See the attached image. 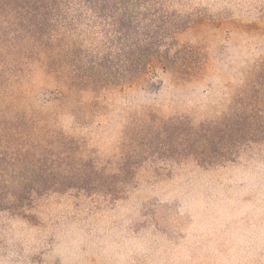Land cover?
<instances>
[{"label":"rangeland","instance_id":"374dc122","mask_svg":"<svg viewBox=\"0 0 264 264\" xmlns=\"http://www.w3.org/2000/svg\"><path fill=\"white\" fill-rule=\"evenodd\" d=\"M122 19L135 42L189 65L126 73ZM261 145L264 0H0V243L13 226L46 245L72 225L149 228L154 155L216 168ZM172 194L177 244L182 229L215 227L195 193Z\"/></svg>","mask_w":264,"mask_h":264},{"label":"clouds","instance_id":"9594fccd","mask_svg":"<svg viewBox=\"0 0 264 264\" xmlns=\"http://www.w3.org/2000/svg\"><path fill=\"white\" fill-rule=\"evenodd\" d=\"M150 163L141 199L157 198L151 227L135 230L132 219L112 227L72 225L57 230V242L46 245L34 231L13 226L0 243V264H32L30 255L42 248L43 264H264V145L245 148L216 168L192 153L180 159L157 154ZM173 190L195 193L215 227L182 229L177 244L168 229L182 224L183 216Z\"/></svg>","mask_w":264,"mask_h":264},{"label":"trees","instance_id":"16d2710c","mask_svg":"<svg viewBox=\"0 0 264 264\" xmlns=\"http://www.w3.org/2000/svg\"><path fill=\"white\" fill-rule=\"evenodd\" d=\"M117 32L121 35L119 42L121 45L118 60H120L121 68L128 74L144 72L148 65L159 63L163 68H174L179 72L184 71V67L189 65V60L184 51H180L175 56L155 52L156 44L143 45L141 42H135L136 38H132V27L126 20H117L114 24ZM153 51V52H152ZM152 52V53H151ZM156 53L157 56H153Z\"/></svg>","mask_w":264,"mask_h":264}]
</instances>
